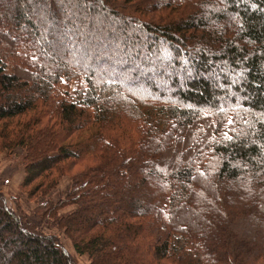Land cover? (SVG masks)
I'll list each match as a JSON object with an SVG mask.
<instances>
[{
    "label": "trees",
    "instance_id": "1",
    "mask_svg": "<svg viewBox=\"0 0 264 264\" xmlns=\"http://www.w3.org/2000/svg\"><path fill=\"white\" fill-rule=\"evenodd\" d=\"M17 148L29 198L69 178L36 214L89 264H264V0H0ZM15 205L0 264H77Z\"/></svg>",
    "mask_w": 264,
    "mask_h": 264
},
{
    "label": "rangeland",
    "instance_id": "2",
    "mask_svg": "<svg viewBox=\"0 0 264 264\" xmlns=\"http://www.w3.org/2000/svg\"><path fill=\"white\" fill-rule=\"evenodd\" d=\"M124 16H126V14ZM126 20L127 22H130V19ZM63 24L65 25L64 22ZM126 30H130V32H132L133 28L129 27L126 28ZM65 31H67L66 34H69L68 29H65ZM132 34L133 33H130V35ZM45 40L48 41L47 39ZM106 40L104 42L108 45L109 41ZM98 41L99 40H97L96 42ZM115 41L116 44L113 41L108 46V48L115 47L117 50L116 52L118 53V58L123 59L126 54H128V58L135 57V51L127 52L128 46L125 40L116 39ZM49 44L51 48L58 47L57 43L55 44L54 42H49ZM133 72L134 71H131L127 75L125 74V77H130V74H133ZM23 179L24 171L22 166V151L17 148L14 150L13 153L9 155L7 154V152L2 151L0 149V200L6 202V204L12 209L17 206L15 204H18V206H20V209L24 213L28 223H32L33 225L37 226L38 229L41 230V232H43L44 234L56 235L63 249H65L76 260L77 264H89L88 257L86 255H78L74 251L70 240L56 228L57 220H48L46 218L42 221L40 217L36 214L37 207L43 205L45 201H55L59 197L64 196L66 193H68L70 188L69 178L62 179L61 182L53 190H51L46 197L38 195L34 198H29L27 194L28 189L21 187ZM71 209L72 208H68L66 209V211H69Z\"/></svg>",
    "mask_w": 264,
    "mask_h": 264
}]
</instances>
